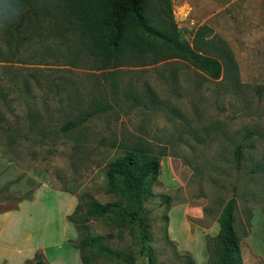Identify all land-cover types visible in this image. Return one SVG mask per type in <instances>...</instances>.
<instances>
[{
    "label": "rangeland",
    "instance_id": "obj_1",
    "mask_svg": "<svg viewBox=\"0 0 264 264\" xmlns=\"http://www.w3.org/2000/svg\"><path fill=\"white\" fill-rule=\"evenodd\" d=\"M171 10L188 43L203 23L226 41L234 82L169 56L103 67L55 1L17 9L0 0V140L21 178L29 174L20 192H30L17 202L15 179L0 191V254L24 255L17 264L35 253L48 264H83L66 215L81 193L113 198L104 168L121 149L104 137L146 141L159 169L142 204L145 238L134 221L118 228L89 219L90 233L134 264H212L217 216L234 187L241 263L264 264V0H171ZM102 102L109 106L78 127L61 128ZM87 264L123 263L95 256Z\"/></svg>",
    "mask_w": 264,
    "mask_h": 264
},
{
    "label": "trees",
    "instance_id": "obj_2",
    "mask_svg": "<svg viewBox=\"0 0 264 264\" xmlns=\"http://www.w3.org/2000/svg\"><path fill=\"white\" fill-rule=\"evenodd\" d=\"M17 9L55 1L59 10L75 25L86 40L89 53L100 65L115 66L126 59L142 62H156L164 57L184 59L212 79L223 72L234 82L237 77L236 63L232 59L226 41L212 32L206 23L193 31L192 42L181 39L174 22L171 0H10ZM6 93L0 89V97ZM137 99V96H133ZM102 102L94 110H86L75 119L65 120L63 130L78 127L86 119L103 108ZM8 141H14L11 133ZM101 137L99 142L118 146L121 151L105 164L106 186L104 191L113 198L98 201L88 192L79 194L78 201L66 219L78 233L74 247L82 252L81 262L87 264L92 257H106L123 264H134L132 255L110 246L103 236L89 232V219H103L115 227H125L134 221L140 236L145 238L146 217L142 208L148 187L156 180L159 169V155L146 141H134ZM3 151L6 153V144ZM243 147L239 143L234 148L233 163L240 165ZM12 160V159H10ZM21 173L14 181L21 178ZM12 180L0 186V191ZM233 195L222 205L217 216V230L212 236L210 257L212 264H242L239 236L234 226V209L237 203L234 187ZM30 192L22 193L17 202L27 198ZM39 253L33 254L30 264H48Z\"/></svg>",
    "mask_w": 264,
    "mask_h": 264
},
{
    "label": "crops",
    "instance_id": "obj_3",
    "mask_svg": "<svg viewBox=\"0 0 264 264\" xmlns=\"http://www.w3.org/2000/svg\"><path fill=\"white\" fill-rule=\"evenodd\" d=\"M226 1V0H223ZM229 1V0H227ZM20 174V169L18 166L14 163L13 160H10L6 153L3 151V145L0 144V186L4 182L10 180V179H15L18 175ZM29 174L25 175L24 177L28 176ZM22 177L17 181H12L10 183V189L13 191H19L21 189V184L24 182L25 178ZM23 193V192H20ZM3 210H0V214H2ZM19 251V249H18ZM4 254H0V261H2V257H7V259L10 261V264H17L22 256L24 255H19V257L15 258L13 257L14 253L10 251H4ZM8 261V262H9ZM1 263V262H0Z\"/></svg>",
    "mask_w": 264,
    "mask_h": 264
}]
</instances>
